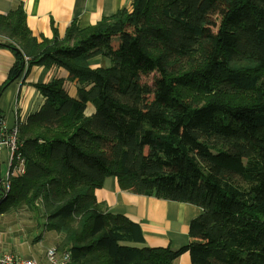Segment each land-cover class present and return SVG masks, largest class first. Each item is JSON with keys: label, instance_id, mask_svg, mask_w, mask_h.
<instances>
[{"label": "trees", "instance_id": "trees-1", "mask_svg": "<svg viewBox=\"0 0 264 264\" xmlns=\"http://www.w3.org/2000/svg\"><path fill=\"white\" fill-rule=\"evenodd\" d=\"M0 36L16 58L0 93L26 66L78 85L77 98L64 79L36 85L43 105L16 124L25 173L0 178V212L28 207L69 264H264V0H132L63 38L34 36L19 6ZM110 177L201 208L189 243L142 246L141 226L97 201Z\"/></svg>", "mask_w": 264, "mask_h": 264}, {"label": "crops", "instance_id": "crops-1", "mask_svg": "<svg viewBox=\"0 0 264 264\" xmlns=\"http://www.w3.org/2000/svg\"><path fill=\"white\" fill-rule=\"evenodd\" d=\"M131 3L132 0H0V14L6 15L22 6L34 36L52 38L54 27L63 38L74 20L81 26L95 25L122 8L129 9ZM15 62L12 50L0 47V89L9 81ZM90 63L92 68L110 65L105 58H94ZM68 76L66 70L58 67L33 66L28 70L26 66L21 77L8 83L0 93L1 132L14 128L17 122H26L29 116L40 110L44 98L37 91V84L48 83L54 78L64 79L66 89L72 86L73 90L67 89L70 96L77 98L78 85L70 82ZM94 113V106L88 104L87 116ZM7 172L8 150L4 148L0 152V178L4 179ZM95 196L109 212L124 215L141 226L145 237L142 246L145 247L179 249L188 244L189 225L202 214L201 208L188 203L122 190L117 179L112 177L95 191ZM43 222L42 219L37 220L25 205L12 206L0 212V253L45 261L46 250L57 245L62 235L42 230ZM173 264H192L189 253L183 254Z\"/></svg>", "mask_w": 264, "mask_h": 264}, {"label": "built area", "instance_id": "built-area-1", "mask_svg": "<svg viewBox=\"0 0 264 264\" xmlns=\"http://www.w3.org/2000/svg\"><path fill=\"white\" fill-rule=\"evenodd\" d=\"M1 124V122H0ZM18 127L1 132L0 129V152L6 148L8 150V172L5 175L8 181L10 175H22L25 173V159L19 153ZM10 186L5 184V192L8 193ZM70 254L61 253L57 247L52 246L45 252V261L27 259L9 253H0V264H69Z\"/></svg>", "mask_w": 264, "mask_h": 264}, {"label": "rangeland", "instance_id": "rangeland-1", "mask_svg": "<svg viewBox=\"0 0 264 264\" xmlns=\"http://www.w3.org/2000/svg\"><path fill=\"white\" fill-rule=\"evenodd\" d=\"M5 41V37H3V36H0V42H4ZM153 74H151L149 77H147V78H143V82H147V83H149V84H152L153 83ZM72 86H68V90H70V89H72L71 88ZM73 90V89H72ZM23 204H21L20 206H22ZM57 241H58V239H56ZM20 256V255H19ZM32 259V258H31Z\"/></svg>", "mask_w": 264, "mask_h": 264}, {"label": "water", "instance_id": "water-1", "mask_svg": "<svg viewBox=\"0 0 264 264\" xmlns=\"http://www.w3.org/2000/svg\"><path fill=\"white\" fill-rule=\"evenodd\" d=\"M3 200H0V204L2 203Z\"/></svg>", "mask_w": 264, "mask_h": 264}]
</instances>
